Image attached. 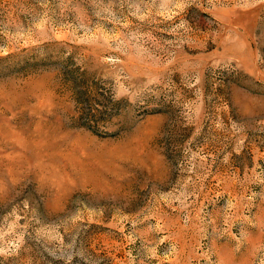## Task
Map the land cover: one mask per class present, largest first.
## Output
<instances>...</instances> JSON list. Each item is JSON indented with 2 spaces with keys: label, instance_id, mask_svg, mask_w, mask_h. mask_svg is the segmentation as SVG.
<instances>
[{
  "label": "rangeland",
  "instance_id": "obj_1",
  "mask_svg": "<svg viewBox=\"0 0 264 264\" xmlns=\"http://www.w3.org/2000/svg\"><path fill=\"white\" fill-rule=\"evenodd\" d=\"M0 264H264V0H0Z\"/></svg>",
  "mask_w": 264,
  "mask_h": 264
}]
</instances>
